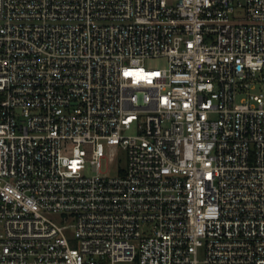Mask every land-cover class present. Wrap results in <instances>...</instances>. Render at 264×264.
<instances>
[{
	"label": "built area",
	"instance_id": "obj_1",
	"mask_svg": "<svg viewBox=\"0 0 264 264\" xmlns=\"http://www.w3.org/2000/svg\"><path fill=\"white\" fill-rule=\"evenodd\" d=\"M262 84L264 0H0V264H264Z\"/></svg>",
	"mask_w": 264,
	"mask_h": 264
},
{
	"label": "rangeland",
	"instance_id": "obj_2",
	"mask_svg": "<svg viewBox=\"0 0 264 264\" xmlns=\"http://www.w3.org/2000/svg\"><path fill=\"white\" fill-rule=\"evenodd\" d=\"M144 67L147 70H152V69L163 70V69H166V68L169 67V59H167V58H150V59H147L145 61ZM256 92L264 94V84L259 85L258 86V90ZM134 133H135V131L131 132V134H134ZM119 158L122 160L121 164L117 163V162H114L110 166L109 175H111L113 177L118 175V171H117L118 165L121 166V167H124L125 163H126V159H125V154L124 153H122ZM107 165H109V163L104 162V168L102 170L103 174L107 173ZM87 175H90V176L93 175V173H92L90 168L88 169Z\"/></svg>",
	"mask_w": 264,
	"mask_h": 264
}]
</instances>
